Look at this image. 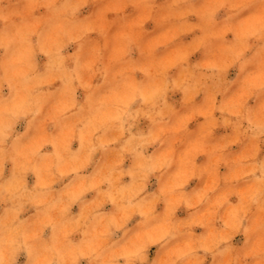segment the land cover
Masks as SVG:
<instances>
[{
	"label": "clouds",
	"instance_id": "obj_1",
	"mask_svg": "<svg viewBox=\"0 0 264 264\" xmlns=\"http://www.w3.org/2000/svg\"><path fill=\"white\" fill-rule=\"evenodd\" d=\"M0 264H264V0H0Z\"/></svg>",
	"mask_w": 264,
	"mask_h": 264
},
{
	"label": "rangeland",
	"instance_id": "obj_2",
	"mask_svg": "<svg viewBox=\"0 0 264 264\" xmlns=\"http://www.w3.org/2000/svg\"><path fill=\"white\" fill-rule=\"evenodd\" d=\"M29 181L31 182V177L29 178Z\"/></svg>",
	"mask_w": 264,
	"mask_h": 264
}]
</instances>
